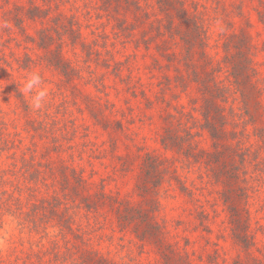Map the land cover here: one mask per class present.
Wrapping results in <instances>:
<instances>
[{"label": "rangeland", "instance_id": "1", "mask_svg": "<svg viewBox=\"0 0 264 264\" xmlns=\"http://www.w3.org/2000/svg\"><path fill=\"white\" fill-rule=\"evenodd\" d=\"M110 1L0 0V264H264V94L253 118L237 97L222 104L214 139L195 80L215 71L232 88L223 44L243 33L264 88V0H183L205 37L192 57L153 38L156 0H136L141 14ZM31 2L47 17L29 18ZM16 7L23 31L8 20ZM58 22L85 44L62 28L69 75L31 41ZM33 72L50 92L42 111L21 94ZM150 158L161 172L146 193ZM125 208L147 218L125 222Z\"/></svg>", "mask_w": 264, "mask_h": 264}, {"label": "trees", "instance_id": "2", "mask_svg": "<svg viewBox=\"0 0 264 264\" xmlns=\"http://www.w3.org/2000/svg\"><path fill=\"white\" fill-rule=\"evenodd\" d=\"M47 1V0H46ZM116 3H113L114 6L121 7L123 9H129L135 12V14H141L142 5L139 4L136 0H112ZM159 9L162 14H164V19L159 21L158 25H151L152 32L154 33L153 38L158 39V37H168L172 40L180 39L184 45L187 54L189 57H192L197 48H203L205 45V37L203 27L198 22V19L195 15H191L187 10L183 0H156ZM112 7V2L106 3V8L110 9ZM114 9V8H113ZM16 13L12 18L15 21V25L23 31V9L21 7L15 8ZM127 11V10H126ZM28 16L31 19H44L45 11L41 9L38 5L31 2L30 10L28 11ZM261 19L264 22V14H261ZM162 26H164L162 28ZM62 28L64 31L70 33L72 43L74 45L81 44L85 47V44L79 41V36L77 30H75L74 24L71 29H66V26H62L61 23H57L56 26L51 28L42 29L38 33V39H32L33 42H38L39 46L45 50L49 56V64L51 66H56L61 69L66 75H69L70 72H73L71 64L66 61L64 57L63 50L60 47L65 43L63 38ZM11 30V27H9ZM119 32L124 35L130 32V27L125 22L120 21ZM54 33L59 35V39L54 36ZM59 41V46L57 49L53 50L52 46ZM162 44H167L163 40H160ZM148 42V39L146 40ZM168 45V44H167ZM162 46V45H160ZM159 46V47H160ZM225 56L223 58V64L228 71V80L232 84V88L226 87L220 84L216 79L215 71L206 72L203 77L196 76L195 80L200 85V90L202 93L203 104L201 106V114L205 123L202 125L206 129L212 138L217 139L221 138L225 134L224 127L228 123V114L225 112V107L222 104H227L228 101L232 98H239L243 104L244 114L250 118L254 117V114H258L259 108L252 109L251 105L258 103V99L263 97L264 88L257 85L255 80V72L253 69V63L251 59V43L246 34L241 33L232 35L224 44H223ZM94 51L91 49L90 52ZM168 51V49H167ZM165 52L161 53L165 57ZM169 57V56H168ZM202 57H204L202 55ZM166 58V57H165ZM231 116H236L237 113L234 110L229 112ZM174 139L178 145H180V138L171 136L170 139ZM166 146L169 145L167 138L164 139ZM183 146H180V148ZM183 149V148H181ZM145 170L146 178L142 183L141 189L143 192H149V179L155 178L160 175L161 168L159 163L154 158L146 159L145 161ZM56 214V213H54ZM139 212L132 211V208H125L123 212L120 213V217L125 222H132L136 219H141V217L147 218L144 214ZM148 221V219H147ZM69 220H67L68 224ZM150 226L153 229L148 232V234L155 236L156 227L153 223L149 222ZM67 229L71 230V224L67 226Z\"/></svg>", "mask_w": 264, "mask_h": 264}, {"label": "clouds", "instance_id": "3", "mask_svg": "<svg viewBox=\"0 0 264 264\" xmlns=\"http://www.w3.org/2000/svg\"><path fill=\"white\" fill-rule=\"evenodd\" d=\"M5 23L3 27H7ZM45 81L39 72L31 73L23 84L21 91L30 101V107L35 111H42L49 102L50 92L45 86Z\"/></svg>", "mask_w": 264, "mask_h": 264}]
</instances>
